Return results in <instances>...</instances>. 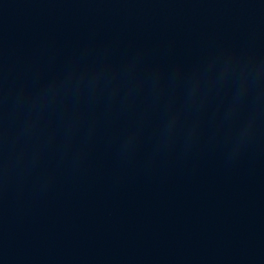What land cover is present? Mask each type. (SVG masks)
Wrapping results in <instances>:
<instances>
[{
  "label": "water",
  "instance_id": "obj_1",
  "mask_svg": "<svg viewBox=\"0 0 264 264\" xmlns=\"http://www.w3.org/2000/svg\"><path fill=\"white\" fill-rule=\"evenodd\" d=\"M0 264H264V0H0Z\"/></svg>",
  "mask_w": 264,
  "mask_h": 264
}]
</instances>
